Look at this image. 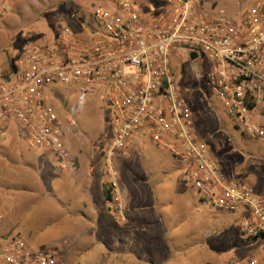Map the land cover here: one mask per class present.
Wrapping results in <instances>:
<instances>
[{"label":"built area","instance_id":"obj_1","mask_svg":"<svg viewBox=\"0 0 264 264\" xmlns=\"http://www.w3.org/2000/svg\"><path fill=\"white\" fill-rule=\"evenodd\" d=\"M209 2L108 0L93 10L88 30L63 28L53 45L23 46L17 69L0 81V139L16 121L29 133L28 147L49 149L64 169L72 154L53 102L62 97L57 86L82 93L105 89L113 136L101 153L118 214L125 208L118 166L137 136L150 130L159 148L188 165L185 180L201 200L239 214L247 240H264V196L228 176L174 77L176 53L189 59L196 53L204 82L225 112L245 135L264 138L257 120L264 105V0L239 15L214 13ZM59 254L51 247L34 249L19 236L0 239V264H63ZM249 264H264V254Z\"/></svg>","mask_w":264,"mask_h":264},{"label":"rangeland","instance_id":"obj_2","mask_svg":"<svg viewBox=\"0 0 264 264\" xmlns=\"http://www.w3.org/2000/svg\"><path fill=\"white\" fill-rule=\"evenodd\" d=\"M103 1L0 0V81L10 77L11 71L17 69L15 63L20 59L23 46L37 42L53 45L56 43V32L63 28H71L80 33L88 30L92 24L93 10ZM255 1L210 0L209 4L214 13L239 15L245 14ZM4 5L6 8H3ZM188 57L186 52L176 53L174 77L189 100L201 136L209 141L216 159L229 177L253 185L264 195V138L252 139L243 133L235 118L225 112L221 99L205 84L201 58L191 60ZM57 87L62 97L53 96V102L61 115L65 141L71 144L72 151L73 144H76L77 151L89 154L93 160L100 162L103 160L101 148L113 136L108 92L99 89L82 93L73 85ZM257 120L264 127V105L259 107ZM28 139L27 129L16 121L12 122L8 133L0 139V185L3 184V188L7 184L17 185L27 192L31 190L30 193L38 188L40 191L53 189L62 200L65 197L61 173L58 171L61 169L59 162L49 149H30ZM136 139L133 157L129 158L132 165H138V171L134 173L133 169L123 163L119 164V169L123 170V180L138 175L143 176V180L149 179L147 182L153 191L162 196L160 207L169 214L166 218L168 230L163 239L166 247L175 250L176 255L166 264H199L196 254L192 255L193 250L203 245L209 237V254L218 252L216 259L214 256L216 263L235 258L232 254L236 255L244 248L258 245L264 247V240H259L256 245L246 241L237 225L239 214L214 215L208 203H197V195L191 186L184 188L183 193L179 192L177 182L184 178L186 165L160 149L154 143L150 130L141 133ZM36 157L40 160L38 166L30 167L29 164L34 163ZM162 161L169 168V173L161 171ZM7 165L12 166L11 169ZM65 191L67 195L71 192L70 188ZM23 218L25 214H22L20 220ZM35 223L36 227L40 226L39 236L35 239L13 232L8 233L4 239L8 241L19 236L35 245L30 244L34 249L39 248L36 245L41 242L48 247L57 245L56 249L60 253L62 236L51 230L47 222L41 220ZM107 225L109 227L111 224ZM105 227L104 235L114 238L113 227ZM242 240H245V245L239 243ZM223 249H230L231 252L223 253ZM60 261L64 264L61 256Z\"/></svg>","mask_w":264,"mask_h":264},{"label":"crops","instance_id":"obj_3","mask_svg":"<svg viewBox=\"0 0 264 264\" xmlns=\"http://www.w3.org/2000/svg\"><path fill=\"white\" fill-rule=\"evenodd\" d=\"M106 4H108V0H104L100 5L105 6ZM73 145V151L70 148L72 160L68 162L66 168L60 167L61 169L58 170L61 173L62 191L65 197L62 200L53 189H41L40 191L38 188L30 193L31 190L27 192L26 189L17 185L7 184L4 188L3 184L0 185V216L3 217L0 219V238H5L8 233L13 232L17 235L23 234L29 239H35L40 233V226L36 227L35 222L42 220L51 226V230L57 231V234L62 236L60 256L64 264H166L169 259L175 257V250L166 247L163 239L168 230L166 218L169 214L161 209L162 196L153 191L147 182L149 179L143 180V176L138 175V177L129 176L123 180V170L119 169L120 186L126 201L123 215H120L105 195L109 180L105 174L102 153L101 159L103 160L96 162L89 154L77 151L76 144ZM133 151L132 148L129 156L123 159L120 164L123 163L126 167H130L135 173L139 167L137 164V167L132 165L130 160L133 157ZM163 151L169 154L166 150ZM34 161L29 164L30 167H34V165L36 167L40 161L39 157H36ZM163 162L160 164L161 171L169 173V168ZM183 163L186 165L185 175L177 182L180 193L184 192V188L191 186L185 180L188 165ZM7 166L9 169L12 167ZM69 188L72 193L69 191V195H67L65 190ZM193 190L197 195V203H207L201 200L199 193L194 188ZM256 192L258 191L256 190ZM260 195L264 196L262 193ZM209 206L214 215L226 213L216 210L210 204ZM22 214L23 216L25 214V218L20 220ZM107 224L111 225L108 227ZM104 226H107L105 227L107 229L113 227L114 238L104 235ZM207 240L205 243L202 241L204 244L193 250L192 255L196 254L199 264H249L254 259L261 262L264 254V247L260 248L258 245L248 249L244 248L236 255L233 253L235 258L216 263L218 252L209 254ZM246 241L249 242L247 238ZM257 242L259 240L253 244L256 245ZM239 243L246 244L245 240ZM152 244L155 246L151 247ZM31 245L35 247V245ZM36 246L48 247L44 242L38 243ZM51 248L58 247L55 245ZM228 252L231 250L223 249V253L228 254Z\"/></svg>","mask_w":264,"mask_h":264},{"label":"trees","instance_id":"obj_4","mask_svg":"<svg viewBox=\"0 0 264 264\" xmlns=\"http://www.w3.org/2000/svg\"><path fill=\"white\" fill-rule=\"evenodd\" d=\"M68 120H69V122L72 121L70 118H69ZM71 123H72V122H71ZM207 142H208V144L210 145L209 141H207ZM105 195L107 196L108 201L111 202V200H112L111 191H110V189L107 188V187H106V189H105ZM257 240H258L257 238H254V239H248V241H249L250 243H253V242L257 241Z\"/></svg>","mask_w":264,"mask_h":264},{"label":"water","instance_id":"obj_5","mask_svg":"<svg viewBox=\"0 0 264 264\" xmlns=\"http://www.w3.org/2000/svg\"><path fill=\"white\" fill-rule=\"evenodd\" d=\"M197 57H198V55H197L196 53H192V54H191V59H192V60L197 59Z\"/></svg>","mask_w":264,"mask_h":264}]
</instances>
